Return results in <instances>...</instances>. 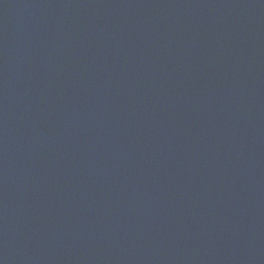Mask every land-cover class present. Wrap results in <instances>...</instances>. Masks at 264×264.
Instances as JSON below:
<instances>
[{"label": "water", "instance_id": "obj_1", "mask_svg": "<svg viewBox=\"0 0 264 264\" xmlns=\"http://www.w3.org/2000/svg\"><path fill=\"white\" fill-rule=\"evenodd\" d=\"M0 264H264V0H0Z\"/></svg>", "mask_w": 264, "mask_h": 264}]
</instances>
